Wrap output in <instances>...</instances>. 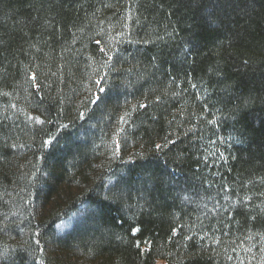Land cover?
<instances>
[{
	"label": "trees",
	"instance_id": "trees-1",
	"mask_svg": "<svg viewBox=\"0 0 264 264\" xmlns=\"http://www.w3.org/2000/svg\"><path fill=\"white\" fill-rule=\"evenodd\" d=\"M0 264H264V0H0Z\"/></svg>",
	"mask_w": 264,
	"mask_h": 264
},
{
	"label": "snow or ice",
	"instance_id": "snow-or-ice-1",
	"mask_svg": "<svg viewBox=\"0 0 264 264\" xmlns=\"http://www.w3.org/2000/svg\"><path fill=\"white\" fill-rule=\"evenodd\" d=\"M102 92L105 91V89L101 88L100 89ZM93 103H95L96 101H92ZM141 107H144V105H141ZM31 119V118H30ZM37 123H41V121L37 120ZM161 146L160 145H157V148H160ZM135 229H133V233L135 234Z\"/></svg>",
	"mask_w": 264,
	"mask_h": 264
}]
</instances>
